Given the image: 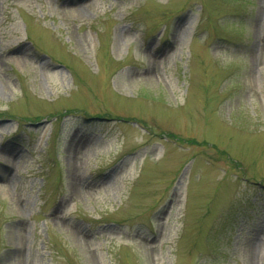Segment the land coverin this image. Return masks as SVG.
<instances>
[{
    "label": "rangeland",
    "instance_id": "374dc122",
    "mask_svg": "<svg viewBox=\"0 0 264 264\" xmlns=\"http://www.w3.org/2000/svg\"><path fill=\"white\" fill-rule=\"evenodd\" d=\"M0 264H264V0H0Z\"/></svg>",
    "mask_w": 264,
    "mask_h": 264
},
{
    "label": "trees",
    "instance_id": "16d2710c",
    "mask_svg": "<svg viewBox=\"0 0 264 264\" xmlns=\"http://www.w3.org/2000/svg\"><path fill=\"white\" fill-rule=\"evenodd\" d=\"M67 113H68V112H67ZM70 113H72V112H70ZM64 116H66V114H65V115H63V117H64Z\"/></svg>",
    "mask_w": 264,
    "mask_h": 264
}]
</instances>
